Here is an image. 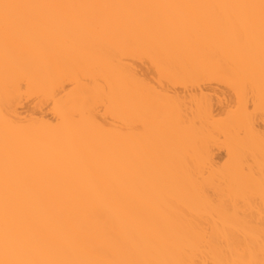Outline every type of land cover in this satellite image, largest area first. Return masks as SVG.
<instances>
[{
  "label": "bare ground",
  "instance_id": "6f19581e",
  "mask_svg": "<svg viewBox=\"0 0 264 264\" xmlns=\"http://www.w3.org/2000/svg\"><path fill=\"white\" fill-rule=\"evenodd\" d=\"M0 264H264V0H0Z\"/></svg>",
  "mask_w": 264,
  "mask_h": 264
}]
</instances>
